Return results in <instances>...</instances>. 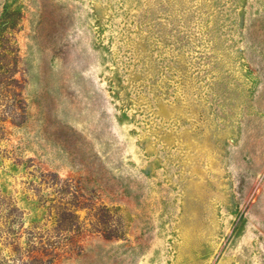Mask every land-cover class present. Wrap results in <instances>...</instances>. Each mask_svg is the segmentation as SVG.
Wrapping results in <instances>:
<instances>
[{"label": "rangeland", "instance_id": "1", "mask_svg": "<svg viewBox=\"0 0 264 264\" xmlns=\"http://www.w3.org/2000/svg\"><path fill=\"white\" fill-rule=\"evenodd\" d=\"M7 9L22 17L19 83L0 70V194L19 211L0 264L54 228L51 198L107 206L126 229L83 230L53 264H264V0Z\"/></svg>", "mask_w": 264, "mask_h": 264}, {"label": "trees", "instance_id": "2", "mask_svg": "<svg viewBox=\"0 0 264 264\" xmlns=\"http://www.w3.org/2000/svg\"><path fill=\"white\" fill-rule=\"evenodd\" d=\"M21 17V12L7 9L0 19V43H3L5 47L4 49L0 47V70L3 71L1 74L6 75L13 83H19V81L15 78L17 59L13 56L11 45L13 38L10 34L17 29ZM18 108L16 106L12 115L15 122H19V117H25V113L19 112ZM67 186L70 189V185L67 184ZM66 193L76 197V192L67 191ZM78 202H61L51 198L39 203L38 207L45 209L47 213L46 218L53 219L54 228L47 235L43 233L35 236L33 232L36 240L33 239V245H29L27 251L32 254L29 255L27 261H23V264H53L58 250L71 245L75 238L86 229L98 232L108 239L125 237V225L119 217H116L111 208L103 205L97 206L95 203H85V201ZM82 209L88 210L90 217L88 226H86L87 220H82L79 214ZM18 211L19 207L9 197L0 194V221L2 223L0 234H13V238L18 236L17 228H14V220H17L16 212ZM19 228H21L20 224H18Z\"/></svg>", "mask_w": 264, "mask_h": 264}]
</instances>
